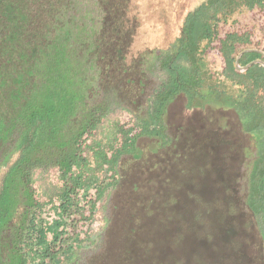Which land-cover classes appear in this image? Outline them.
I'll return each mask as SVG.
<instances>
[{
    "label": "trees",
    "instance_id": "obj_1",
    "mask_svg": "<svg viewBox=\"0 0 264 264\" xmlns=\"http://www.w3.org/2000/svg\"><path fill=\"white\" fill-rule=\"evenodd\" d=\"M144 2L0 0V264H81V255L101 241L93 225L100 204L120 187L121 157H137L143 137L169 143L165 115L179 94L187 107L233 109L252 138L245 204L264 264V94L261 110L253 103L260 86L264 92V65L249 68L252 92L236 67L245 51L264 63V46L249 30L218 35L224 65L213 82L198 52L212 37V24L229 10L228 0L160 2L174 19L162 39L152 35L162 24L145 12ZM256 8L263 10L264 0H249L242 9ZM148 78L156 85L138 122L121 126L106 147L90 144L111 111L138 103ZM39 167L56 169L61 182L45 200L34 188ZM163 256L157 251L154 263L163 264ZM147 257L135 239L121 264H144Z\"/></svg>",
    "mask_w": 264,
    "mask_h": 264
},
{
    "label": "rangeland",
    "instance_id": "obj_2",
    "mask_svg": "<svg viewBox=\"0 0 264 264\" xmlns=\"http://www.w3.org/2000/svg\"><path fill=\"white\" fill-rule=\"evenodd\" d=\"M162 1L143 3L147 14L160 19V30L152 31L160 39L174 27ZM248 1L228 0L229 10L212 24V37L199 49L198 57L207 63L213 82L224 65L217 49L218 35L249 30L252 40L264 46V9H242ZM238 57L242 86L252 92L255 74L249 68L259 59L251 51ZM166 62L162 58L161 65ZM155 85V80L146 79L138 103L111 111L88 142L106 147L119 137L121 126L138 122L137 113L144 111ZM263 94L260 86L253 99L258 111ZM164 125L169 143L161 146L143 137L137 142L141 150L137 157H121L120 187L100 204L93 225L101 241L96 249L81 255V264H121L135 239L148 253L144 264H157L154 259L160 250L163 264H263L261 239L245 204L252 138L243 132L234 110L207 103L187 107V98L179 94L167 107ZM34 177L35 192L42 200L61 186L54 168H35ZM144 208L148 215L142 213ZM156 208L161 209L158 217L152 213ZM135 227L138 232H131Z\"/></svg>",
    "mask_w": 264,
    "mask_h": 264
},
{
    "label": "water",
    "instance_id": "obj_3",
    "mask_svg": "<svg viewBox=\"0 0 264 264\" xmlns=\"http://www.w3.org/2000/svg\"><path fill=\"white\" fill-rule=\"evenodd\" d=\"M257 62H260L261 64H263V65H264V63H263L261 60H258Z\"/></svg>",
    "mask_w": 264,
    "mask_h": 264
}]
</instances>
